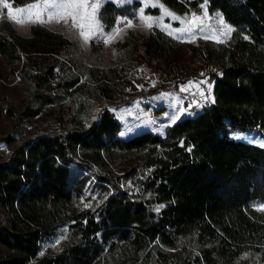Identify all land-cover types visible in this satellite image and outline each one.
<instances>
[{
	"label": "trees",
	"instance_id": "obj_1",
	"mask_svg": "<svg viewBox=\"0 0 264 264\" xmlns=\"http://www.w3.org/2000/svg\"><path fill=\"white\" fill-rule=\"evenodd\" d=\"M155 1L182 17L198 6ZM207 10L233 28L225 44L200 40L184 55L157 28L140 39L130 29L114 43L123 65L81 74L53 58L78 55L77 42L40 24L24 37L0 20V79L22 87L15 101L0 98V124L14 123L0 145L20 139L0 155V264H264V0H207ZM140 11L161 15L157 5L108 0L98 20L111 32L137 23ZM135 50L179 85L213 65L204 74L212 100L192 105L164 134L121 138L108 107L123 103L116 88ZM39 119L53 134L25 138L23 126ZM230 132H256L263 145ZM60 227L63 246L40 258L41 241Z\"/></svg>",
	"mask_w": 264,
	"mask_h": 264
},
{
	"label": "rangeland",
	"instance_id": "obj_2",
	"mask_svg": "<svg viewBox=\"0 0 264 264\" xmlns=\"http://www.w3.org/2000/svg\"><path fill=\"white\" fill-rule=\"evenodd\" d=\"M105 1L108 0H36L22 7H12L6 0H0V20L10 22L17 33L24 37L30 35L31 25L40 24L77 42L80 48L78 55L66 57L64 52H60L53 56L59 60L62 68L76 74L87 73L93 68L107 70L123 65L115 61H120L123 53L116 51L114 43L123 40L130 29L140 39L157 28L179 41L184 55L194 42L203 40L225 44L233 32V28L224 22L219 12H208L207 0H195L197 8L185 17L171 12L155 0H139L143 6L157 5L161 9V15L150 17L140 11L137 23L127 21L111 32H104L98 20V12ZM109 1L124 4L133 0ZM197 9L199 11L195 13ZM165 19L181 23L182 27L173 28ZM129 57V75L126 81L119 80L120 85L115 93V102L123 103L108 107L121 124L118 134L121 138L126 139L145 131L164 134L168 127L191 116L189 110L192 105H204L212 100V87L204 74L214 72L213 65H209L206 70L199 69L195 77L189 78V82L179 85L165 70L148 67L138 58L136 50ZM21 88L15 82L7 84L0 79V98L5 94L9 101H15L22 95ZM13 124L12 120L3 121L0 124V137L11 134ZM51 126L45 119L32 121L23 126V136L27 138L42 132L53 134L54 128ZM229 136L250 144L263 145L256 132H230ZM19 144V138L13 146L1 144L0 155L7 157ZM5 146L8 147L7 151L3 150ZM129 189L131 190L130 186ZM66 233L67 227H60L51 237L43 239L40 243V258L55 254L63 246Z\"/></svg>",
	"mask_w": 264,
	"mask_h": 264
},
{
	"label": "built area",
	"instance_id": "obj_3",
	"mask_svg": "<svg viewBox=\"0 0 264 264\" xmlns=\"http://www.w3.org/2000/svg\"><path fill=\"white\" fill-rule=\"evenodd\" d=\"M3 150H4V151H7V150H8V147H7V146H5V147L3 148Z\"/></svg>",
	"mask_w": 264,
	"mask_h": 264
}]
</instances>
